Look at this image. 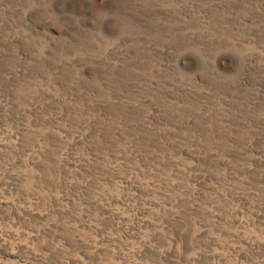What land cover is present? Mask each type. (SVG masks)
Returning <instances> with one entry per match:
<instances>
[{
	"label": "rangeland",
	"instance_id": "obj_1",
	"mask_svg": "<svg viewBox=\"0 0 264 264\" xmlns=\"http://www.w3.org/2000/svg\"><path fill=\"white\" fill-rule=\"evenodd\" d=\"M0 264H264V0H0Z\"/></svg>",
	"mask_w": 264,
	"mask_h": 264
}]
</instances>
